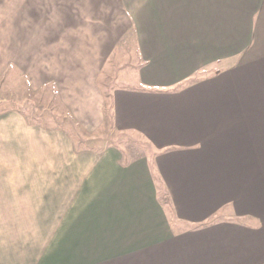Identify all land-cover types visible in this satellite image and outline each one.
Segmentation results:
<instances>
[{"label": "crops", "instance_id": "1", "mask_svg": "<svg viewBox=\"0 0 264 264\" xmlns=\"http://www.w3.org/2000/svg\"><path fill=\"white\" fill-rule=\"evenodd\" d=\"M6 2L0 69L56 54L62 97L133 34L113 123L151 154H76L56 133L45 159V131L0 118V264H264V0Z\"/></svg>", "mask_w": 264, "mask_h": 264}, {"label": "rangeland", "instance_id": "2", "mask_svg": "<svg viewBox=\"0 0 264 264\" xmlns=\"http://www.w3.org/2000/svg\"><path fill=\"white\" fill-rule=\"evenodd\" d=\"M15 8L12 2L0 0V34L12 29L7 20H11ZM55 46L56 40L49 45ZM15 49H18V46H14ZM20 49L24 50L22 47ZM7 51L8 48L1 39L0 52ZM46 58L36 56L35 60L29 61L31 63L27 69L12 63L8 70L3 72L12 59L4 60L0 69V118L11 113L18 114L25 118L28 125L45 131L46 149H50L45 152V159H53V155L56 157V154L62 153L56 151V147L54 149L52 145L54 143L56 146V133L68 138L76 154L91 151L97 153L116 147L123 150L128 160L150 156V149L139 137L120 134L113 123L110 96L114 90L129 84L128 78L136 73L141 63L132 33L120 41L118 49L110 55L104 68L99 73L94 72L98 73L96 79H93L94 84L63 86V97L56 84V78L60 75L56 73V54H47ZM94 94L99 98L100 110L97 112L95 101L92 108ZM64 98L83 117L77 118ZM89 122L93 123L92 127L87 125Z\"/></svg>", "mask_w": 264, "mask_h": 264}]
</instances>
